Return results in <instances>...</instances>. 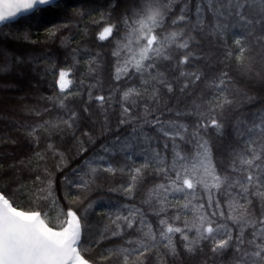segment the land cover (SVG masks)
<instances>
[{
    "label": "snow or ice",
    "instance_id": "obj_1",
    "mask_svg": "<svg viewBox=\"0 0 264 264\" xmlns=\"http://www.w3.org/2000/svg\"><path fill=\"white\" fill-rule=\"evenodd\" d=\"M62 8L63 0H0V75L13 72L23 62L22 54L8 46L16 39L11 31L12 23L19 19L39 22L45 16L58 15ZM93 23L101 24L97 33L99 41L115 40L112 52L117 57L115 79L135 76L141 81L139 87L132 85L120 90L119 123L143 120L170 144L165 142L162 150L152 148L151 158L146 157L139 167L93 165L90 161L87 172L73 169L79 176L78 183L67 176L64 180L75 188L89 190L100 172L113 176L118 172L127 174L128 183L111 190L122 191L132 198L145 182V176L154 173L161 182L148 190L142 203L152 210L157 222L148 221L145 211L135 206L129 207L127 214L109 216L110 225L97 233L99 239L94 243L100 245L112 237L128 238L122 246L106 249L99 260L93 259L88 255L90 247H85L89 241L86 224L82 223L93 204L89 203L79 215L71 207L66 212L61 209L54 222L41 207V202L55 203L54 179L45 168L43 175L35 176V187L27 189L31 196L25 204L16 200L11 187L0 188V264H151L152 257L157 264H167L169 256L178 254V242L189 254L207 247L210 258L231 252L232 264H264V112L251 118L239 112L240 93L229 70L211 79L199 69L185 70L192 67L193 60L200 59L193 51V33L215 36L223 44L222 38L232 28L239 27L243 32L233 40L234 47L223 49L224 59L234 58L242 71L250 73L252 54L260 50L264 55V0H195L194 3L193 0H131V6L125 8L117 22H112L110 14L102 13ZM58 30L59 26H55L49 32L55 35ZM121 31L124 35L116 39ZM169 64L179 73L172 80L160 71ZM71 72V67L56 72V84L63 94L62 98L58 97L62 108L66 107L64 100L72 95L69 91L72 81L68 79ZM200 84L204 85L203 94L193 101L190 113L178 110L176 119L167 121L153 115L151 105L160 104L163 90L174 93L179 86L181 94H189L192 87ZM110 99L105 95L93 97L89 92V100L99 102L101 108ZM140 102L145 116H133V106ZM228 113H235L231 121L234 143L228 150L226 165L222 166L215 162L213 146L205 137L209 128L223 136L224 117ZM185 115H195V123L180 122L179 118ZM147 116L152 119L148 120ZM78 119V113L69 110L66 118L44 121L27 134L38 145L43 134L50 136L55 131L74 129ZM133 133L137 138L142 135L135 127ZM143 139L151 141L152 137L143 136ZM186 144L192 147L184 148ZM132 146L117 136L111 146H101L106 155L96 159L105 161L108 155L127 151ZM48 153L59 157L61 163L57 169L62 170L63 153L51 141L36 155L44 160ZM12 167L15 170L16 166ZM253 197L262 205L259 213L253 211Z\"/></svg>",
    "mask_w": 264,
    "mask_h": 264
},
{
    "label": "trees",
    "instance_id": "obj_2",
    "mask_svg": "<svg viewBox=\"0 0 264 264\" xmlns=\"http://www.w3.org/2000/svg\"><path fill=\"white\" fill-rule=\"evenodd\" d=\"M195 0H193V3ZM83 5V7H81ZM131 6V0H63V8L58 15L43 17L39 22L35 20L19 19L12 23L11 31L16 39L9 42V47L17 54H22L23 62L8 74L0 75V114L6 109L4 118H0V188L11 187L16 193V200L25 204L31 196L27 189L35 187L34 179L37 174L43 175L47 168L52 173L53 197L51 201L41 202V207L55 222L69 207L78 210V215L84 213V208L89 203L93 208L86 213V233L90 247V255L99 260V255L106 249L122 246L128 237H112L104 240L100 245L94 243L99 239L97 233L110 225L109 216L117 213L127 214L129 207L141 208L146 213V219L156 223L148 205L143 204L146 194L155 184L160 183V177L154 173L145 176V182L138 187L132 198H129L119 189L120 185L128 183V175L117 173L115 176L100 172L93 179L89 190L78 189L69 185L64 177L67 176L73 182H79V176L73 169L87 172V164L106 166L108 163L119 165H133L139 167L145 158H151L152 148L163 149V144L168 142L151 125L144 124L143 120L133 121L131 124L121 125V89L128 86L139 87L141 81L135 76L115 79L117 57L112 55L115 50V40L99 41L97 33L101 30V24L93 23L99 20L102 13H108L112 22L124 13L125 8ZM83 11V16L77 15ZM67 25V27H64ZM59 26L55 35L50 34L49 29ZM2 27V26H1ZM8 31V29H5ZM243 32L242 28H232L222 39L223 44L217 41L215 36L208 34H196L193 42V51L199 54L200 59L192 61V67H186V71L199 69L211 79L219 72L229 70V74L235 81V87L239 91V112L251 118L253 114L264 112V55L257 50L252 54V71H242L235 59H224V48H232L233 40ZM115 35V32H114ZM124 35L121 31L116 39ZM167 63V62H164ZM72 68L68 77L72 81L69 91L72 93L64 100L65 108H62L58 97L62 98L56 84V72L60 68ZM170 80L173 75L178 76L174 65L169 64L165 69L161 67ZM20 85V86H19ZM2 86V87H1ZM204 85L192 87L189 94H181L179 86L174 93L161 92L162 99L159 105H151L153 115L162 121L176 119V111L190 113L192 103L203 94ZM151 92V89H149ZM89 92L92 96L105 95L111 99L101 108L99 102L89 100ZM8 94H14L9 98ZM248 97L252 99L249 100ZM198 102V101H197ZM87 108L88 111H84ZM171 109L169 111L168 109ZM69 110L78 113V122L74 129L55 131L49 136L43 134L40 143L35 144L28 136V130L44 121H57L65 117ZM39 113V115H37ZM235 113H228L223 136H219L214 129L209 128L205 138L209 139L213 146V156L216 163L226 165L227 153L234 143L232 117ZM133 116H145L143 103L133 106ZM148 120L152 116H147ZM180 122L192 125L196 121L195 115H185L179 118ZM141 130L142 135L137 138L133 128ZM88 132L89 136L83 135ZM119 136L121 142H130L133 146L127 151H117L108 155L105 161L96 159L99 155H106L102 151V145L111 146ZM143 136H151V141H145ZM53 142L63 153L64 166L57 169L59 157L46 154L41 160L36 153L43 152L47 143ZM191 148L190 144L183 145ZM81 148L85 151H81ZM131 160H127V157ZM23 161V164L20 162ZM15 165V170L13 169ZM18 171L19 178H15ZM87 179V177H86ZM19 189V190H17ZM87 197V199H84ZM171 199V197H170ZM253 199V211L259 213L262 205L255 197ZM176 201L173 199V203ZM127 205L128 207H125ZM174 211V209H170ZM134 238V237H133ZM177 255L169 256L167 264H232L231 252L223 256L210 258L207 247L195 254L187 253L182 245L177 246ZM87 258V257H86ZM151 264H157L155 257L151 258Z\"/></svg>",
    "mask_w": 264,
    "mask_h": 264
},
{
    "label": "rangeland",
    "instance_id": "obj_3",
    "mask_svg": "<svg viewBox=\"0 0 264 264\" xmlns=\"http://www.w3.org/2000/svg\"><path fill=\"white\" fill-rule=\"evenodd\" d=\"M20 86V85H19ZM2 87V86H1ZM14 96H16V95H14V94H8V97L9 98H13ZM17 97V96H16ZM6 109H2V111H1V113H3V115H2V117H1V114H0V118H4V115H5V111ZM61 162H59V164H60ZM15 178H19L20 176L18 175V171H17V173L15 174V176H14Z\"/></svg>",
    "mask_w": 264,
    "mask_h": 264
},
{
    "label": "water",
    "instance_id": "obj_4",
    "mask_svg": "<svg viewBox=\"0 0 264 264\" xmlns=\"http://www.w3.org/2000/svg\"><path fill=\"white\" fill-rule=\"evenodd\" d=\"M1 27V26H0Z\"/></svg>",
    "mask_w": 264,
    "mask_h": 264
}]
</instances>
